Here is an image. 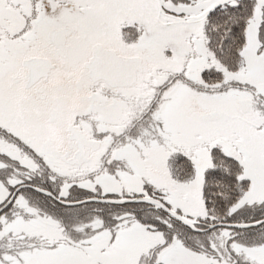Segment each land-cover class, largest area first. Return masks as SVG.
<instances>
[{
	"label": "snow or ice",
	"instance_id": "obj_1",
	"mask_svg": "<svg viewBox=\"0 0 264 264\" xmlns=\"http://www.w3.org/2000/svg\"><path fill=\"white\" fill-rule=\"evenodd\" d=\"M0 264H264V0H0Z\"/></svg>",
	"mask_w": 264,
	"mask_h": 264
}]
</instances>
